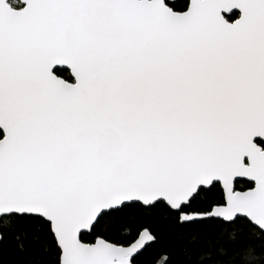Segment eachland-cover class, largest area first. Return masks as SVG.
I'll use <instances>...</instances> for the list:
<instances>
[{
  "label": "snow or ice",
  "instance_id": "1",
  "mask_svg": "<svg viewBox=\"0 0 264 264\" xmlns=\"http://www.w3.org/2000/svg\"><path fill=\"white\" fill-rule=\"evenodd\" d=\"M0 264H264V0H0Z\"/></svg>",
  "mask_w": 264,
  "mask_h": 264
},
{
  "label": "trees",
  "instance_id": "2",
  "mask_svg": "<svg viewBox=\"0 0 264 264\" xmlns=\"http://www.w3.org/2000/svg\"><path fill=\"white\" fill-rule=\"evenodd\" d=\"M151 250H149V252H150ZM148 259V255L147 254H145V256H143V257H141V260H147Z\"/></svg>",
  "mask_w": 264,
  "mask_h": 264
}]
</instances>
